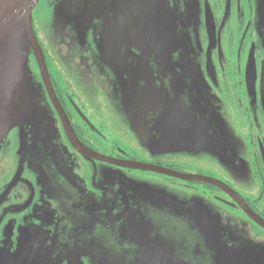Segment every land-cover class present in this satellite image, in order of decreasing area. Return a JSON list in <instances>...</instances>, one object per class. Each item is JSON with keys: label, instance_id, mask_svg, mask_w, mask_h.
<instances>
[{"label": "flooded vegetation", "instance_id": "obj_1", "mask_svg": "<svg viewBox=\"0 0 264 264\" xmlns=\"http://www.w3.org/2000/svg\"><path fill=\"white\" fill-rule=\"evenodd\" d=\"M152 4L84 13L70 67L36 31L66 127L35 66L52 130L0 150V264H264V0L155 2L154 33Z\"/></svg>", "mask_w": 264, "mask_h": 264}, {"label": "water", "instance_id": "obj_2", "mask_svg": "<svg viewBox=\"0 0 264 264\" xmlns=\"http://www.w3.org/2000/svg\"><path fill=\"white\" fill-rule=\"evenodd\" d=\"M38 2L39 0H0V150L13 128L33 129V123L41 113L38 99L42 97V94L40 95V88L37 87L39 83L32 71L31 56L35 60L45 89L55 103L66 127L53 93L43 49L32 27V11ZM155 6L153 3L148 11L153 20L155 18H162V20H160L161 24H151L152 33L157 28L163 30V8ZM78 32L81 36L80 27ZM27 133L34 135L33 132L25 131V140ZM73 145L79 149L74 142ZM143 168L171 176H184L153 166ZM205 179L211 181L208 178Z\"/></svg>", "mask_w": 264, "mask_h": 264}, {"label": "rangeland", "instance_id": "obj_3", "mask_svg": "<svg viewBox=\"0 0 264 264\" xmlns=\"http://www.w3.org/2000/svg\"><path fill=\"white\" fill-rule=\"evenodd\" d=\"M114 0H39L38 4L32 11V27L34 29V32L36 34V31H39L41 35L43 36L44 40L51 45L52 43L56 46L64 49L69 50L68 57H61V66L62 67H70L73 65V58L77 56L86 55L84 53L78 30L75 29V27L79 28L81 26V19L84 16V13L86 12H93L95 14L96 11H98V8L102 6H107ZM121 2L122 0H118ZM153 3L158 2L159 4L162 3L163 0H152ZM79 22V23H78ZM67 41V42H66ZM70 41V43H68ZM47 44V47L50 49L49 45ZM45 57V54H44ZM82 60V58H81ZM46 61V59H45ZM83 62L85 64V58L83 59ZM32 65V62H31ZM33 69V68H32ZM34 73V69L32 70ZM110 72V70H109ZM37 86V85H36ZM40 88V95L42 94L41 87ZM111 99L113 101V92L110 95ZM108 96V97H110ZM110 98L107 100V102L110 104L112 103ZM39 107H40V114L37 116V119H35L33 123V129H28L27 127H15L11 131L12 133L9 138L5 139V142L3 144L4 147H15L20 146L22 147L24 145L25 141V131L27 132H33L34 135L30 137V140L35 145H40L42 143L46 144V140L44 137L38 134L39 131H41L43 128H46L49 132L52 130L51 127V120L49 116V111L47 109V106L45 103L41 100V98L38 99ZM110 107V106H109ZM105 112L109 114L107 121L109 135L108 138L112 141H115L120 144L122 147H124L127 150H131V145H129L130 141L128 140L129 137L123 136L122 132L124 129L127 128L128 123V117L121 114V112L116 113V119L115 122L113 117L111 116L112 107L110 109H105ZM9 133V134H10ZM8 134V135H9ZM36 134V135H35ZM38 136V138H37ZM49 136V135H47ZM54 136H49V141H53ZM123 145H122V144ZM160 145V142L157 143ZM161 146V145H160ZM163 148V147H162ZM150 152H153L152 149H148ZM161 157L163 158V153H160ZM190 155V154H189ZM190 162H193V157H188ZM182 161L185 159L180 158ZM138 183H143V181L138 180ZM149 187V188H148ZM148 187H144V192L148 195L149 199H161L163 198V188L156 187L153 185H148ZM187 202L185 204H188L191 208L192 206V200L190 197H187ZM198 220H205L208 217H203L202 215L206 211L205 207L202 205L198 208ZM9 234V232L7 233ZM7 238H12V235H7Z\"/></svg>", "mask_w": 264, "mask_h": 264}, {"label": "trees", "instance_id": "obj_4", "mask_svg": "<svg viewBox=\"0 0 264 264\" xmlns=\"http://www.w3.org/2000/svg\"><path fill=\"white\" fill-rule=\"evenodd\" d=\"M30 62H32L31 67L34 69L35 66H36V64H35V61H34V59L32 58V56L30 57Z\"/></svg>", "mask_w": 264, "mask_h": 264}]
</instances>
